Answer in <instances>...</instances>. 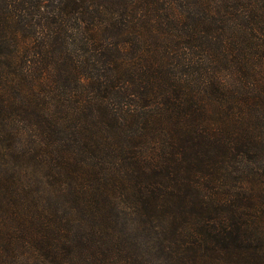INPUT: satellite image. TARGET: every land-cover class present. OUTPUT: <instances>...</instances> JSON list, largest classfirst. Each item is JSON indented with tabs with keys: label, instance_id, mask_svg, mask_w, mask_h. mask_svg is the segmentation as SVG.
<instances>
[{
	"label": "trees",
	"instance_id": "1",
	"mask_svg": "<svg viewBox=\"0 0 264 264\" xmlns=\"http://www.w3.org/2000/svg\"><path fill=\"white\" fill-rule=\"evenodd\" d=\"M0 264H264V0H0Z\"/></svg>",
	"mask_w": 264,
	"mask_h": 264
}]
</instances>
